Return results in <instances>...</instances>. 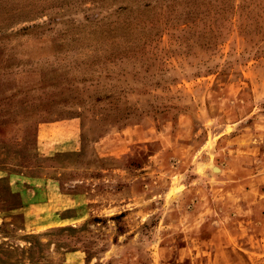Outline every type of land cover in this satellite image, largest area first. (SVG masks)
Listing matches in <instances>:
<instances>
[{"label":"rangeland","instance_id":"374dc122","mask_svg":"<svg viewBox=\"0 0 264 264\" xmlns=\"http://www.w3.org/2000/svg\"><path fill=\"white\" fill-rule=\"evenodd\" d=\"M0 264H264V0H0Z\"/></svg>","mask_w":264,"mask_h":264}]
</instances>
